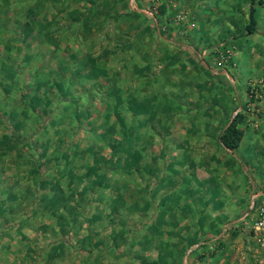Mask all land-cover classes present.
<instances>
[{"label":"rangeland","instance_id":"374dc122","mask_svg":"<svg viewBox=\"0 0 264 264\" xmlns=\"http://www.w3.org/2000/svg\"><path fill=\"white\" fill-rule=\"evenodd\" d=\"M250 6L257 20L253 33L245 30ZM7 9L37 30L20 49V41L1 34L0 51L6 54L3 44L11 47L7 54L19 62L20 81L40 65L41 72L54 69L70 52L90 55L124 97L136 92L150 98L156 112L148 122L147 115L124 108L150 168L122 175L126 207L114 212L115 224L97 219L78 232L102 244L52 264H253L250 219L242 216L252 194L264 193V0H0V11ZM24 54L27 61L20 60ZM95 80L89 75L84 87ZM78 88L72 87L73 97L96 108L89 118L102 123L101 114L110 111L101 101L105 91L94 90L89 99ZM58 100L60 128L71 127L73 100ZM237 113L244 116V134L232 152L217 134ZM75 132L83 146L84 131ZM3 153L7 160L14 152ZM100 194L98 204L111 202L108 189ZM144 201H151L149 208ZM14 223L0 215V264H46L42 258L55 238L30 225L17 231Z\"/></svg>","mask_w":264,"mask_h":264},{"label":"trees","instance_id":"16d2710c","mask_svg":"<svg viewBox=\"0 0 264 264\" xmlns=\"http://www.w3.org/2000/svg\"><path fill=\"white\" fill-rule=\"evenodd\" d=\"M12 11H0V41L10 38L21 42L17 49L27 47L31 39H36L37 30L31 29L28 20L14 18ZM160 13H164V6ZM256 23L255 8L250 6L246 32L253 33ZM2 32L7 37L3 38ZM3 46L6 54L0 51V92L5 98H0V151L14 153L7 160L4 153L0 154V215L4 220H14L17 231L30 225L40 233L51 234L55 239L46 248L42 260L46 264L60 263L74 250L77 253L84 249L88 253L102 244L101 239L88 233L78 236V232L84 223L90 230L97 219L115 224L114 212L126 207V181L122 175L150 168L137 148L140 135L133 130L134 123L127 120L124 108L136 117L147 115L144 120L147 118L148 122L156 112L150 98H141L136 92L124 97L115 78L90 55L77 56L70 52L68 60H74L73 63L60 60L52 70L46 65L49 69L45 72H41L40 65L31 71L28 79L23 77L20 81L23 71L19 73V62L7 54L11 47ZM29 58L30 55L24 54L20 60ZM89 75L96 80L87 89L84 86ZM75 85L89 99L94 98V90L105 91L101 101L110 111L101 114L105 118L102 123L89 118L92 111H98L96 108L81 102V96L73 97ZM67 97L73 100L68 116L71 127L60 128L61 112L55 107L59 98ZM243 117L237 113L217 134L220 145L228 151L233 152L240 145ZM79 129L85 133L81 136L83 146L79 145L80 137L76 138L75 131ZM12 167L15 171L8 174ZM19 171L26 174L25 183ZM100 189H108L111 202L98 204L104 198ZM132 204L133 208L138 205L136 200ZM144 205L149 208L151 201H144ZM107 206H111L108 211ZM125 221L121 220V225ZM153 225L151 221L147 227L152 229ZM122 232L123 227L118 234ZM64 235H69V242ZM110 238L111 246H116L115 235ZM195 243L189 241V245ZM27 248L29 255L31 250ZM163 260L167 263L165 256Z\"/></svg>","mask_w":264,"mask_h":264},{"label":"built area","instance_id":"2783aa9c","mask_svg":"<svg viewBox=\"0 0 264 264\" xmlns=\"http://www.w3.org/2000/svg\"><path fill=\"white\" fill-rule=\"evenodd\" d=\"M250 219L253 245L250 254L253 264H264V193L258 190L252 194L247 212L242 216Z\"/></svg>","mask_w":264,"mask_h":264}]
</instances>
